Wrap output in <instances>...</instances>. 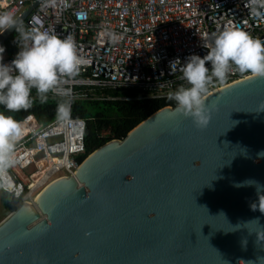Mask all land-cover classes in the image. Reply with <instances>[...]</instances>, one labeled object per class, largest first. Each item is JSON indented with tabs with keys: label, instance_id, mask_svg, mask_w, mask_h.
Returning a JSON list of instances; mask_svg holds the SVG:
<instances>
[{
	"label": "water",
	"instance_id": "1",
	"mask_svg": "<svg viewBox=\"0 0 264 264\" xmlns=\"http://www.w3.org/2000/svg\"><path fill=\"white\" fill-rule=\"evenodd\" d=\"M0 264H264V70L90 151L0 220Z\"/></svg>",
	"mask_w": 264,
	"mask_h": 264
},
{
	"label": "built area",
	"instance_id": "2",
	"mask_svg": "<svg viewBox=\"0 0 264 264\" xmlns=\"http://www.w3.org/2000/svg\"><path fill=\"white\" fill-rule=\"evenodd\" d=\"M34 1L0 0V31ZM20 26L16 54L0 53V90L70 100L45 124L29 113L0 131V190L22 201L78 166L86 121L69 112L73 99L131 89L185 101L192 87L264 70V0H40ZM40 151L46 164L26 173Z\"/></svg>",
	"mask_w": 264,
	"mask_h": 264
},
{
	"label": "trees",
	"instance_id": "3",
	"mask_svg": "<svg viewBox=\"0 0 264 264\" xmlns=\"http://www.w3.org/2000/svg\"><path fill=\"white\" fill-rule=\"evenodd\" d=\"M24 25V23H22ZM21 26L14 30L3 42L0 53L16 54L17 40L21 36ZM194 88V87H192ZM200 88V87H199ZM190 90V89H189ZM201 90V89H200ZM90 97L71 101L70 113L85 118V151L77 156L82 160L90 151L114 137H123L138 121L162 105L177 104L184 101L182 96L138 97L135 91L104 89ZM189 94V93H188ZM190 95V94H189ZM191 96V95H190ZM70 100L64 96L53 95L48 87L24 86L0 90V131L26 114H33L41 124L55 118L67 108ZM2 207L10 212L19 207L22 200L0 190Z\"/></svg>",
	"mask_w": 264,
	"mask_h": 264
},
{
	"label": "rangeland",
	"instance_id": "4",
	"mask_svg": "<svg viewBox=\"0 0 264 264\" xmlns=\"http://www.w3.org/2000/svg\"><path fill=\"white\" fill-rule=\"evenodd\" d=\"M201 89V90H200ZM193 99H197L199 96L205 93L204 89L199 88V87H194L191 88L190 90L187 91ZM46 164L45 158L43 156V153L37 152L34 156V163L25 168V172L29 173L32 172L36 169L42 168ZM7 212L3 207L1 203V198H0V220L4 218L7 215Z\"/></svg>",
	"mask_w": 264,
	"mask_h": 264
},
{
	"label": "bare ground",
	"instance_id": "5",
	"mask_svg": "<svg viewBox=\"0 0 264 264\" xmlns=\"http://www.w3.org/2000/svg\"><path fill=\"white\" fill-rule=\"evenodd\" d=\"M0 70H1V67H0Z\"/></svg>",
	"mask_w": 264,
	"mask_h": 264
},
{
	"label": "clouds",
	"instance_id": "6",
	"mask_svg": "<svg viewBox=\"0 0 264 264\" xmlns=\"http://www.w3.org/2000/svg\"><path fill=\"white\" fill-rule=\"evenodd\" d=\"M205 94V93H204Z\"/></svg>",
	"mask_w": 264,
	"mask_h": 264
}]
</instances>
